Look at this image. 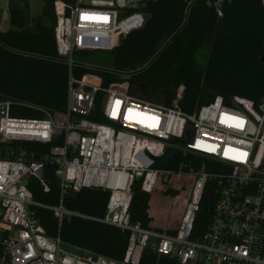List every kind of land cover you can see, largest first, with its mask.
Instances as JSON below:
<instances>
[{"label": "built area", "instance_id": "2783aa9c", "mask_svg": "<svg viewBox=\"0 0 264 264\" xmlns=\"http://www.w3.org/2000/svg\"><path fill=\"white\" fill-rule=\"evenodd\" d=\"M2 1L0 32L10 21L9 0ZM148 1L53 0L56 59L69 68L66 111L57 118L35 108L39 118H20L12 115L11 100L0 99V264H140L147 249L177 264H264V97L255 104L240 96L228 101L217 96L186 113L179 106L184 86L166 106L130 87L103 88L72 74L79 65L76 52H111L142 29ZM230 1L213 0L209 6L222 17V5ZM58 139L62 144L48 155L61 196L108 190L106 211L97 219L62 203L44 208L58 227L64 218L77 217L128 233L121 260L65 245L31 214L32 207L43 206L33 200L28 180H38L48 191L43 163L21 149L14 155V146ZM166 155L190 163L175 166L177 171L158 168ZM172 177L175 189L189 183L178 221L173 223L171 204L162 231L131 223L133 187L152 195L159 182ZM209 184L216 197L211 218L204 231L196 230ZM168 224L174 225L170 231L164 230Z\"/></svg>", "mask_w": 264, "mask_h": 264}, {"label": "trees", "instance_id": "16d2710c", "mask_svg": "<svg viewBox=\"0 0 264 264\" xmlns=\"http://www.w3.org/2000/svg\"><path fill=\"white\" fill-rule=\"evenodd\" d=\"M43 1L41 15L33 19L26 1H10L9 28L0 32V99L11 100L15 104L12 115L20 118H39L35 108L45 109L57 118L66 111L69 68L56 59L53 0ZM212 1H148L145 12L150 19L145 26L123 38L111 52H76L74 57L79 65L73 67V76L86 77L103 88L127 90L130 87L166 106L171 105L178 87L184 86L179 106L186 113H192L217 96L226 101L240 96L258 104L264 97V63L261 62L264 0L225 2L222 17H217L209 6ZM100 53L107 54V59L98 56ZM203 54L205 61L201 62ZM61 144L58 139L47 145L14 146V155L21 149L43 163L41 177L48 191L43 190L38 180H28L33 200L43 206L32 207L31 214L49 236L59 235L65 245L121 260L128 233L77 217L64 218L58 227L53 213L44 208L62 203L67 210L86 217L101 219L105 215L108 192L81 190L61 196L56 166L48 155L50 148ZM168 158L166 155L157 167L177 171ZM174 183L173 177L166 183L159 182L152 195L143 194L135 185L130 205L131 223L162 231L171 204L172 212H176L173 223H176L188 196L189 183L183 182L176 189ZM215 199L214 188L209 184L202 197L196 230H205ZM140 264L177 262L147 249Z\"/></svg>", "mask_w": 264, "mask_h": 264}, {"label": "rangeland", "instance_id": "374dc122", "mask_svg": "<svg viewBox=\"0 0 264 264\" xmlns=\"http://www.w3.org/2000/svg\"><path fill=\"white\" fill-rule=\"evenodd\" d=\"M10 1V0H9ZM8 1V3H7V7L9 8V4H10V2ZM27 1V3H28V5H30V18L32 17V16H37V15H40V13H41V11H42V6H43V4H44V1L43 0H26ZM4 1H2V0H0V13H1V11H2V9H3V5H4ZM5 5H6V3H5ZM5 7V6H4ZM9 15H10V13H9ZM31 19H33V18H31ZM7 28H9V25L7 26ZM104 53H107V52H104ZM104 56L105 57V60L107 59V54L106 55H103L102 53H100V54H98V56ZM104 57H102V58H104ZM200 60H201V62H204L205 61V55L203 54V55H201V58H200ZM153 98H155V97H153ZM173 213H175L176 214V212L175 211H173ZM178 214V213H177ZM174 225H170V224H168L167 226H165V229L164 230H166V231H170L171 230V228L173 227Z\"/></svg>", "mask_w": 264, "mask_h": 264}, {"label": "water", "instance_id": "95a60500", "mask_svg": "<svg viewBox=\"0 0 264 264\" xmlns=\"http://www.w3.org/2000/svg\"><path fill=\"white\" fill-rule=\"evenodd\" d=\"M193 3V2H192ZM191 3V4H192ZM150 19L149 15H145L144 16V20L148 21ZM184 26V25H183ZM183 26L173 35V37H171V39L163 46V48L161 49V51L176 37V35L181 31V29L183 28ZM159 51V53L161 52ZM261 62L264 63V57H262ZM151 63V62H150ZM150 63H148L144 68H146ZM143 68V69H144ZM143 89H145V87H142ZM92 115V113H90V116ZM190 160L188 158H182L179 155H175L173 156L170 160H169V164L173 165V166H178L181 164H189ZM93 190H101V189H93ZM105 192H108V190H104Z\"/></svg>", "mask_w": 264, "mask_h": 264}, {"label": "crops", "instance_id": "0c3cea01", "mask_svg": "<svg viewBox=\"0 0 264 264\" xmlns=\"http://www.w3.org/2000/svg\"><path fill=\"white\" fill-rule=\"evenodd\" d=\"M10 1H15V0H10ZM9 1V2H10ZM21 1H26V0H21ZM27 2V1H26ZM4 6H5V3H4V5H3V8H4ZM43 7V6H42ZM29 8H30V5H29ZM9 9V8H8ZM3 10V9H2ZM41 13H42V11H41ZM41 13H40V15H41ZM40 15H37V16H40ZM37 16H32L31 18H35V17H37Z\"/></svg>", "mask_w": 264, "mask_h": 264}]
</instances>
